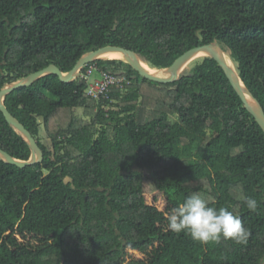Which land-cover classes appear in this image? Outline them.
Returning <instances> with one entry per match:
<instances>
[{"label":"trees","instance_id":"16d2710c","mask_svg":"<svg viewBox=\"0 0 264 264\" xmlns=\"http://www.w3.org/2000/svg\"><path fill=\"white\" fill-rule=\"evenodd\" d=\"M205 45L232 59L264 111V0H0V91L109 46L169 69ZM92 65L130 83L97 101L80 77L51 74L5 96L43 160L0 158V264H260L264 129L220 65L204 57L169 84L116 59L82 72ZM0 148L32 156L1 110ZM193 192L238 215L248 244L169 231L166 214Z\"/></svg>","mask_w":264,"mask_h":264},{"label":"water","instance_id":"95a60500","mask_svg":"<svg viewBox=\"0 0 264 264\" xmlns=\"http://www.w3.org/2000/svg\"><path fill=\"white\" fill-rule=\"evenodd\" d=\"M214 47H218V46L217 45H205L202 47H196V48L186 52L184 55H182L179 59L176 60V62L174 63L173 66H171L169 68V70L173 73V76L171 78L157 77V76H154V75L148 73L141 66V64H140L141 60L135 52L124 49V48H120V47L109 46V47H105L103 49H100L98 51L92 52V53L84 56L78 62V64L74 67V69L72 71H70L69 73L64 74L61 72V70L57 66L50 65L49 67H47L43 70H40L36 73L31 74L30 76H28L27 78H25L22 81H19L17 83L12 84V85L6 86L5 88H3L0 91V110L3 112L4 116L9 121V123L12 126H14L21 133V135L26 139V141L29 143L30 147L32 148V156H31V159L27 162L26 161H20V160L13 158L12 156L7 154L6 152H4L0 148V158L2 160L6 161L7 163L12 164V165H16L20 168H25V167L40 163L43 160V153H42L41 149L39 148V146L37 145L35 139L32 137L30 132H28V130H26L25 127L15 117H13L9 113L8 109L6 108L4 102H5V96L7 94L12 93L13 91L18 90L22 87L30 86L33 83H35L36 81H38L39 79H41L45 76L51 75V74H55V75L59 76V78L64 82H70V81L74 80L75 77L77 75H79V73L88 64H90L94 61L103 59L102 56L105 53L110 52V51L120 52V53H124V54L128 55L129 58H128L127 62L143 78H145L149 81L155 82V83H162V84H169V83H173V82L178 81L181 73L191 63H193L196 59L202 57L201 53L206 52L208 55L205 57L213 58L220 65V67L223 69L226 76L228 77L230 83L232 84L233 88L238 93V95L241 97V99L244 102L248 111L253 115V117L257 120V122L260 124V126L264 129V111H263V109L261 108L259 103L252 97L251 94H250L251 97L258 104L259 109L253 108L248 103V100L246 99L244 90H243L242 85H241V83H243L242 80L239 78L238 75H235V73L233 72L232 68L230 67V65L228 64V62L226 60L224 52H223V54L218 53L214 50ZM240 80H241V83H240ZM69 181H71L70 178H67L66 182L68 183Z\"/></svg>","mask_w":264,"mask_h":264},{"label":"clouds","instance_id":"9594fccd","mask_svg":"<svg viewBox=\"0 0 264 264\" xmlns=\"http://www.w3.org/2000/svg\"><path fill=\"white\" fill-rule=\"evenodd\" d=\"M246 207L256 212L259 202L252 197L242 196ZM169 231L189 235L193 241L207 245L230 240L237 245H247L251 231L242 219L225 207L215 208L199 192H193L182 203L173 207L167 214ZM264 264V260L260 261Z\"/></svg>","mask_w":264,"mask_h":264},{"label":"built area","instance_id":"2783aa9c","mask_svg":"<svg viewBox=\"0 0 264 264\" xmlns=\"http://www.w3.org/2000/svg\"><path fill=\"white\" fill-rule=\"evenodd\" d=\"M94 72L99 73L100 78L90 82ZM79 77L87 83V95L97 101H110L113 90H124L130 83L126 78H119L108 71L100 69L97 65L90 66L85 72L81 71Z\"/></svg>","mask_w":264,"mask_h":264},{"label":"bare ground","instance_id":"6f19581e","mask_svg":"<svg viewBox=\"0 0 264 264\" xmlns=\"http://www.w3.org/2000/svg\"><path fill=\"white\" fill-rule=\"evenodd\" d=\"M214 50L218 53L223 54L224 51H222L219 47H214ZM208 54L206 52L201 53V56H207ZM226 60L228 62V64L230 65V67L232 68L233 72L235 73V75L237 74L236 71V67L234 65V62L232 61V59L226 54L224 53ZM114 57V58H120V59H128V55L124 54V53H120V52H115V51H110L105 53L102 58L106 59L107 57ZM141 66L150 74L157 76V77H163V78H171L173 76V73L169 70V69H157V68H152L147 66L143 61H140ZM240 78V77H239ZM241 83V80H240ZM242 88L244 90L246 99L248 100V103L255 109H259L258 104L256 103V101L251 97L250 93L248 92L247 88L245 87V85L243 83H241Z\"/></svg>","mask_w":264,"mask_h":264},{"label":"rangeland","instance_id":"374dc122","mask_svg":"<svg viewBox=\"0 0 264 264\" xmlns=\"http://www.w3.org/2000/svg\"><path fill=\"white\" fill-rule=\"evenodd\" d=\"M205 56H202V57H200V58H198V59H196L195 61H198V60H200V59H202V58H204ZM106 59H116V60H122V61H125V63H128L127 61H128V59H120V58H114V57H107ZM194 61V62H195ZM145 63V62H144ZM146 64V63H145ZM147 66H149L148 64H146ZM235 65V64H234ZM96 66V65H95ZM150 67V66H149ZM76 78H79V75H77L76 77H75V79ZM100 78V75H99V73H97V72H94L93 73V75H92V77H91V79H90V82H94L95 80H97V79H99ZM44 142H46V143H49L48 141H44Z\"/></svg>","mask_w":264,"mask_h":264}]
</instances>
